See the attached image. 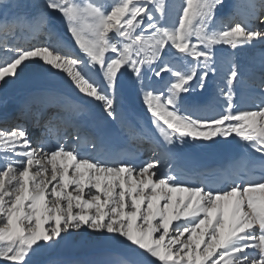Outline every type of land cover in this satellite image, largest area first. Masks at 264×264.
Wrapping results in <instances>:
<instances>
[{
    "label": "snow or ice",
    "instance_id": "6c2138e0",
    "mask_svg": "<svg viewBox=\"0 0 264 264\" xmlns=\"http://www.w3.org/2000/svg\"><path fill=\"white\" fill-rule=\"evenodd\" d=\"M20 7L0 0V88L47 65L118 121V91L131 78L162 143L137 162L95 139L34 142L22 123L0 126V264H41L67 238L90 230L125 247L128 264H264V172L257 176V165L236 160L220 170L219 187L187 183L174 155L178 146L235 134L264 161V78L260 104L240 110L239 69L230 61L221 75L217 60L218 46L235 51L264 42V0L260 14L249 5L242 19L222 11L225 0L175 7L168 0H43L32 19L14 13ZM52 14L81 55L59 42L16 41L46 31ZM217 75L225 107L197 115L189 96ZM127 134L139 138L131 126Z\"/></svg>",
    "mask_w": 264,
    "mask_h": 264
},
{
    "label": "bare ground",
    "instance_id": "6f19581e",
    "mask_svg": "<svg viewBox=\"0 0 264 264\" xmlns=\"http://www.w3.org/2000/svg\"><path fill=\"white\" fill-rule=\"evenodd\" d=\"M234 1L225 0L226 7L223 10L224 13L228 14V9L240 14L242 13L239 10L240 7H230ZM179 2L180 0L174 5H178ZM14 13L19 12L14 10ZM20 14L26 15L29 19L38 15V13ZM52 19L53 16L51 15L48 20V29L36 35L35 38L25 41L18 40L17 36L15 38L16 41L20 43H39L40 41L45 44H56L59 42L65 48L73 50L77 55H81L64 26H61L60 23L51 24L49 21ZM252 25L254 27L259 26L257 23H252ZM217 60L221 75L227 70L230 61L239 69L243 82L236 88L238 108L240 110H248L259 105L261 100L258 91L259 85H248L247 79L250 77V73L254 67L264 62V42H256L254 46L244 47L235 51L227 46H218ZM146 83L149 82L146 81ZM155 86L159 87L160 85ZM222 86L223 82L220 75L210 76L205 91L201 92L197 90L190 94L189 104L192 111L194 108L200 107L202 103L217 107L216 113H210V116L222 111L225 107L223 97L219 96V87ZM49 107L64 108L62 111L65 114L64 120L66 122L71 120L75 125L81 124L82 127H88L93 122L94 117L99 116L121 128L127 130L129 126L135 128L139 133L138 139L141 141H151L155 137L148 129L149 127L154 128V126L151 122L150 113L144 103L141 87L131 78L127 79L118 91V113L120 114L118 121L108 118L98 102L85 99L70 83L63 72H59L58 70L47 71V65L43 68L33 65L25 70L18 81L7 87L0 88V126H4L6 122L19 116L18 113L20 111L25 113L30 108H34L39 109V114L41 115ZM200 113L202 112L200 111ZM200 116L206 115L202 113ZM48 120L49 118L46 119L44 124H50L51 122ZM36 128H39V126H33L31 129H28L29 135L34 142L42 140L41 135L36 134ZM232 138L237 137L233 134V136L226 139L216 137L215 140L219 141V143H212L211 141L200 143L218 146L220 143H224ZM179 195L177 194V196ZM90 234L91 231L76 239L78 234L75 233L67 238L58 248L53 249V251L61 257H81L96 251L113 250L122 254L121 256L128 257L129 260L132 259L125 247L116 243L102 241L95 234L92 236Z\"/></svg>",
    "mask_w": 264,
    "mask_h": 264
},
{
    "label": "rangeland",
    "instance_id": "374dc122",
    "mask_svg": "<svg viewBox=\"0 0 264 264\" xmlns=\"http://www.w3.org/2000/svg\"><path fill=\"white\" fill-rule=\"evenodd\" d=\"M178 0H168L173 6ZM15 2L21 5L20 8L14 9L19 13H38L39 6L43 3V0H15ZM224 10V9H223ZM222 10V11H223ZM53 19L51 23H60L64 26L63 21L57 14H52ZM173 21L175 16L172 17ZM65 28V26H64ZM66 29V28H65ZM82 231V230H81ZM91 231V230H90ZM78 234V233H77ZM93 233L90 234L92 236ZM81 234H78L80 238ZM119 252L113 250L96 251L90 254H85L81 257H61L53 250L40 257L41 264H128L130 261L128 257L121 256ZM119 258V259H118ZM120 261V262H119Z\"/></svg>",
    "mask_w": 264,
    "mask_h": 264
}]
</instances>
